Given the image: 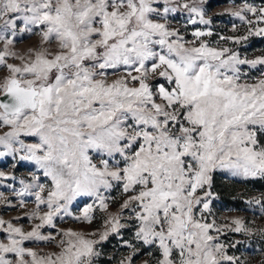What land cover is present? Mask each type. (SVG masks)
<instances>
[{
    "label": "snow or ice",
    "instance_id": "6c2138e0",
    "mask_svg": "<svg viewBox=\"0 0 264 264\" xmlns=\"http://www.w3.org/2000/svg\"><path fill=\"white\" fill-rule=\"evenodd\" d=\"M206 3L0 0V28L16 37L22 21L20 32L39 27L41 43L55 44L18 55L8 47L13 39L0 33V68L6 70L0 76V156L24 152L20 159L33 161L51 181L46 188L34 177L16 193L35 196L30 218L39 223L30 231L0 219L7 233L0 264H97L102 242L121 236L125 213L137 243L125 240L124 246L133 254L144 247L157 253L143 264H243L227 253L240 242L222 244L212 232L252 230L240 218L218 226L205 213H211L215 171L264 178V78L241 82L247 75L241 66L264 67V56L242 58L232 48L213 47L202 39L211 30L196 28L186 40L171 26L170 17L185 12V28L210 25ZM231 15L247 25V34L220 40L264 37V7L245 4ZM122 66L124 74L109 80V70L115 75ZM157 77L166 84L153 85ZM116 186L124 198L109 212L104 193ZM77 197L94 198L108 213L104 230L45 235L42 229H55L61 213L72 215ZM254 202L264 210V201ZM95 210L88 204L75 219L91 224ZM30 241L55 242L59 251L41 254L25 246ZM119 264H133L132 255Z\"/></svg>",
    "mask_w": 264,
    "mask_h": 264
},
{
    "label": "rangeland",
    "instance_id": "374dc122",
    "mask_svg": "<svg viewBox=\"0 0 264 264\" xmlns=\"http://www.w3.org/2000/svg\"><path fill=\"white\" fill-rule=\"evenodd\" d=\"M217 2L218 0H213ZM245 4H250L255 7H264V2H255L247 0H228L223 3L211 4V0H207L205 4L206 14L205 19H210V25H187L185 28V21L188 14L178 13L170 17V23L172 27L180 28L182 34L185 36L186 40H192L193 37L191 32L196 28L207 31L211 30L213 35L210 37H203L202 39L207 40L213 47H229L233 50L239 51L242 58L254 59L256 57L264 56V37L250 36L247 41H242L240 44H235L231 41L220 40V36H240L247 34V25L240 21L235 16L231 15V10L238 9ZM249 18H252L250 14ZM3 21H0V25ZM236 28H233V25ZM23 22H17L16 37L11 36L12 29L3 30L0 28V33L7 36L9 39H13V43L8 47L16 52L18 55H29V49H40L49 48L50 50L55 48V44H42L41 43V28L33 26V31L20 32L23 28ZM218 42V43H217ZM4 48V41L0 40V51ZM8 61L10 63L19 64L18 59L9 57ZM242 71L247 73V75L242 77V83H256L259 79L264 78L261 76V72L264 71V67L257 66V68L252 69L248 65L241 66ZM6 70L0 68V76H3ZM109 80L115 79L117 76L124 74L123 66L116 70L115 75H112V70H109ZM151 83L153 85L158 83H165L163 78H155ZM3 130L0 129V132ZM25 143L31 144L36 143L37 139L35 137H22ZM0 151H4L3 147L0 146ZM26 155L24 152L10 154L7 156H0V172H4L5 176L0 177V219L5 221H11L15 226L22 227L25 231H30L31 228L39 223L38 220L30 218V214L36 208L35 196L25 194L24 196H18L16 193L21 192L25 185L34 183V177L39 178V182L45 184L46 188L51 186V181L49 178L44 177L43 170L40 169L33 161L21 160L20 156ZM94 162H97L98 158L93 153ZM214 173H219L221 176L226 178L228 181L234 179H249L253 177H245L243 175H233L231 171L217 170ZM213 173V174H214ZM257 178V177H256ZM24 184H21V181ZM35 192L36 189L30 190ZM103 191V190H102ZM213 193L212 203L210 204L211 213H205L209 222L215 221L218 226L229 225L234 218L242 219L248 228L252 230L251 235H246L244 233H235L232 231L225 230L223 234H218L215 231L212 232L214 236H219V242L225 245H231L232 243L239 241L235 248L228 247V255L239 257L243 264H264V235L261 234V229H264V210L260 204L254 202L255 199L264 200V193L261 191H253L246 198L248 206L242 208H236L232 206H226L217 193L211 188ZM105 196L109 197V212H115L119 209L120 203L124 198L120 187L116 186L108 192L104 193ZM24 200V206L21 207L20 201ZM88 204H96V210L94 211V219L91 224L85 221H77L75 217L81 216L83 209ZM41 210L46 211L45 206H41ZM41 212V214H42ZM71 216H63L61 213V218H57L56 228L45 227L42 232L45 235H55L58 230L72 229L74 231L82 233H90L96 231L104 230V219L108 215L101 210H99L98 202L94 201L91 197H77L76 200L70 205ZM128 213L121 218L122 223H125V227L121 230V236H116L115 242H113L109 247H103L102 242L99 246V250L102 255L97 258V264H103L102 259L108 260V264H119V262L132 255L133 264H143L145 260H151L153 256L157 253L152 252L151 249L144 247L136 254L132 253V249L124 246L122 241H131L132 243H137L134 237L135 228L130 225L127 221ZM126 230V232H123ZM114 236V235H111ZM110 236V237H111ZM109 237V238H110ZM60 237H57V241ZM7 233L0 231V241H6ZM25 246L33 248L34 250L40 252L41 254L49 253L53 251H59L55 242H45V241H30L25 242ZM152 252V255L149 253Z\"/></svg>",
    "mask_w": 264,
    "mask_h": 264
},
{
    "label": "trees",
    "instance_id": "16d2710c",
    "mask_svg": "<svg viewBox=\"0 0 264 264\" xmlns=\"http://www.w3.org/2000/svg\"><path fill=\"white\" fill-rule=\"evenodd\" d=\"M228 0H218L214 2L211 0V4L223 3ZM242 1V0H238ZM255 2H264V0H247ZM264 142V137L261 138ZM212 188L219 196L220 200L226 204V206H232L236 208H242L248 206L246 198L249 194L255 190L264 193V178H249V179H234L228 181L226 178L221 176L219 173L213 174ZM264 201V200H263ZM126 232V230H123ZM116 236H111L104 244L103 247H109L115 242ZM103 264H108L109 261L102 259Z\"/></svg>",
    "mask_w": 264,
    "mask_h": 264
}]
</instances>
